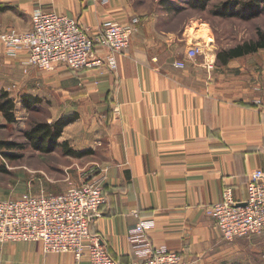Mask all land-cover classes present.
<instances>
[{
    "label": "crops",
    "instance_id": "obj_1",
    "mask_svg": "<svg viewBox=\"0 0 264 264\" xmlns=\"http://www.w3.org/2000/svg\"><path fill=\"white\" fill-rule=\"evenodd\" d=\"M21 2L75 19L90 38L97 37L107 22L139 19L128 47L115 56V70L106 63V49L95 52L102 67L79 73L58 67L68 73L55 75L27 66L25 53L15 60L4 55L6 64L19 67L22 76L31 80L32 73H38L43 87L50 81L57 94L55 120L77 116L63 130L55 150L77 160L100 159L89 168L104 171L108 203L93 218L90 234L99 237L117 264H133L127 232L141 220H152L151 247L179 254L183 264L234 260L236 240L243 239L224 241L206 209L220 201L227 188L236 201H244L249 174L264 171V108L251 103L258 96L254 87H264V66L244 59L250 55L219 64L206 27L169 29L171 22L162 23L154 10L141 9L140 0H109L104 6L93 0ZM11 4L12 0H0V32L30 29L31 13L20 17L27 13ZM193 47L199 54L190 60L186 53ZM178 61L184 62L183 69L173 66ZM26 95L38 104L29 92ZM62 145L86 154L67 156ZM82 176L67 179L58 193L28 189L10 199L26 193L59 194L77 187ZM261 237L264 234L244 240ZM0 264L88 260L44 254L37 243H5L0 244Z\"/></svg>",
    "mask_w": 264,
    "mask_h": 264
},
{
    "label": "built area",
    "instance_id": "obj_2",
    "mask_svg": "<svg viewBox=\"0 0 264 264\" xmlns=\"http://www.w3.org/2000/svg\"><path fill=\"white\" fill-rule=\"evenodd\" d=\"M104 6L109 0H93ZM30 29L20 32L10 29L0 32V45L8 59L26 55L27 66L45 73L58 67L72 72L100 68L103 61L97 49H106V63L116 69L115 56L129 45L136 32L138 18L126 24L107 22L97 37L90 38L72 18L54 11L34 9L30 14ZM199 54L193 47L186 53L192 60ZM183 69L185 64H173ZM258 96L252 99L256 108H264V87H254ZM104 171L84 173L77 187L66 191L33 196L28 193L17 199H0V244L37 243L44 254H71L76 262L87 258L88 264H117L104 248L99 237L92 236L89 226L102 206L108 203L103 189ZM206 214L226 242L264 234V171L249 174L244 201H236L232 190H224L221 200L206 209ZM152 220H141L127 232L126 240L136 261L133 264H183L182 257L165 247L153 248L148 233Z\"/></svg>",
    "mask_w": 264,
    "mask_h": 264
},
{
    "label": "rangeland",
    "instance_id": "obj_3",
    "mask_svg": "<svg viewBox=\"0 0 264 264\" xmlns=\"http://www.w3.org/2000/svg\"><path fill=\"white\" fill-rule=\"evenodd\" d=\"M21 1L12 0L11 4L17 5L19 7L18 10L27 13V15H21L20 17L28 18V15L34 9L40 8L34 4L31 6L23 5ZM140 1L142 2L141 9L154 10V13L158 15L162 23L170 21L169 29L178 31L184 25L206 27L210 34L209 41L213 44L217 53L255 40L256 31H264V15H259L251 20L220 18L213 15L214 9L220 7L226 0H211L206 3L204 10L187 8L175 17L169 11L165 12L164 4L181 7L184 5L182 0ZM3 53L4 51L0 47V90L8 92L12 99L16 101V123L12 125L6 124L0 114V142L22 145L23 148L0 149V199L17 197L27 192L28 189L32 193L36 190L39 192L40 189L58 193L61 190L60 188L65 185L67 179H73L76 176L79 177L87 173L90 170L89 167L96 165V163L100 162V159L88 157L77 160L63 156L58 150L45 154L30 148L23 134L34 123H52L55 121L54 115L57 114L55 100L57 94L51 88L53 86L49 84V80L45 81L44 87L41 85L40 82L43 78L38 73L37 75L32 73L33 78L30 80L29 75L27 77L21 75L19 67L6 64L5 53ZM249 58L252 63L259 62L264 66V50H259L256 54L244 59ZM58 71L68 73L62 69H56L49 74L55 75ZM27 92L38 99V104L32 111L25 110L21 105V98L27 96ZM93 167L95 168L96 166ZM236 243V255L234 260L230 259L229 264H264V237L236 240Z\"/></svg>",
    "mask_w": 264,
    "mask_h": 264
},
{
    "label": "trees",
    "instance_id": "obj_4",
    "mask_svg": "<svg viewBox=\"0 0 264 264\" xmlns=\"http://www.w3.org/2000/svg\"><path fill=\"white\" fill-rule=\"evenodd\" d=\"M209 1L211 0H182L184 5L181 7L170 6L167 3L162 4H164L165 12L169 11V13L175 17L187 8L204 10L206 8V3ZM213 15L220 18L251 20L259 15H264V0H226L220 7L214 9ZM259 50H264L263 30L256 31L255 40L219 52L217 54V61L221 65H226L230 60L256 54ZM21 102L23 108L27 111H32L34 110L33 108L37 106V103L32 101L29 97H22ZM15 108V101L10 97L8 92L0 90V114L8 125L16 123ZM76 119V115H66L52 123H34L28 131L24 132L23 136L32 150L48 154L53 152L57 147V140L61 136L63 130ZM61 147L64 154L67 156L81 158L86 154L73 152L64 145ZM2 148L22 149L23 146L0 142V149Z\"/></svg>",
    "mask_w": 264,
    "mask_h": 264
},
{
    "label": "bare ground",
    "instance_id": "obj_5",
    "mask_svg": "<svg viewBox=\"0 0 264 264\" xmlns=\"http://www.w3.org/2000/svg\"><path fill=\"white\" fill-rule=\"evenodd\" d=\"M204 35H205V33H204ZM192 36H193V35H192ZM192 36H191V38H192ZM194 38H195V37H194ZM194 38H193V39H194Z\"/></svg>",
    "mask_w": 264,
    "mask_h": 264
}]
</instances>
